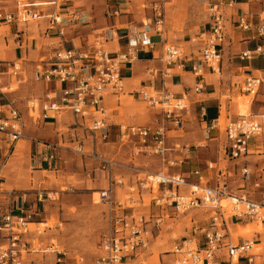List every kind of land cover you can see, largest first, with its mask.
Wrapping results in <instances>:
<instances>
[{"label": "built area", "instance_id": "1", "mask_svg": "<svg viewBox=\"0 0 264 264\" xmlns=\"http://www.w3.org/2000/svg\"><path fill=\"white\" fill-rule=\"evenodd\" d=\"M261 6L258 13L250 10L233 14L237 9L236 0H207L210 15L209 28L198 36L202 46L199 50V61L192 63V73L201 79L195 87V92L203 90V69L208 67L213 73L219 72L223 61L222 46L226 43L228 24L243 33H252L255 38L264 41V0H247ZM15 12L7 13L0 8V26L28 24L29 21L45 19L49 25L48 30H55L64 37L66 28L75 25H85L87 18L76 10H66L62 15L56 9H64L69 0H48L47 2H29L28 0H14ZM48 6L53 10L44 14L38 7ZM154 20L144 24L142 30L131 29L126 33L128 40L124 52L111 54L106 49L110 34L106 33L102 41H97L89 51L61 49L56 51L47 65L37 66L33 78L36 82L59 83L61 97L57 99L56 93L49 95L48 100L40 107L38 116H33L34 122H44L53 119L61 111H70L76 119L91 118L90 130L93 133L107 128L104 118V99L107 95L124 93V79L122 67L137 60L141 48L149 44L150 35L156 32L165 34L164 7L154 6ZM229 12V13H228ZM115 11L112 15H117ZM109 14V13H108ZM242 60H253L256 57L264 59V46L241 53ZM187 56L181 47L166 46L160 62L166 69L162 71L163 78L173 76L172 67L183 68L187 63ZM45 63V61H41ZM16 65L10 68L9 75L17 76ZM20 70V69H17ZM21 71V70H20ZM152 74L154 69H149ZM264 85V75L248 76L244 81V91L251 97L258 95ZM139 98L152 109L160 108L161 122L155 128L146 126L121 125L119 127V140L124 145H130L135 155H150L160 159L163 171L158 174L147 175L139 180L142 190H150L154 195L153 202L162 211V216L152 221L144 216L135 217L129 214L110 216V231L104 235L99 246V252L94 264H122L126 259L139 257L153 237V229L158 228L164 215L170 212L181 215L194 210H207L210 213V227L203 229V239L199 244H192V240L177 243L172 251L174 264H214L217 254L226 249L229 264H238L242 258L249 263L254 262L255 241L249 240L240 244H232L227 240L231 237L229 231L230 220L250 219L264 222V170L257 174L248 167L241 169L243 181L242 195H231L225 181L217 186H211L206 180L204 172L195 169L189 174H175L165 172L175 168L177 161L171 160L169 153L173 150L167 144V122L180 125L183 122L181 112L187 106L188 96L180 99L166 88L159 93L142 88L137 92ZM34 103L30 109L34 112L38 108ZM8 110L0 109V133L7 135L10 142L21 140L25 136L26 121L22 112L13 101H9ZM3 115V117H2ZM220 125L212 123L210 130ZM103 140L108 138L105 133L100 136ZM264 138V127L256 119L243 116L231 121L225 127L226 150L231 159H239L246 155L251 140ZM187 149H190L187 147ZM48 159L54 160V154ZM112 162L109 163V165ZM214 163H208V170H217ZM222 177L221 171H218ZM254 178V179H253ZM254 180V181H253ZM115 180L109 179V188L99 191L100 201L112 207L116 212L118 206L113 202L112 185ZM252 183L254 190L260 193V199H254L246 190L247 184ZM1 190V185H0ZM156 193V194H155ZM43 193L39 195L42 200ZM229 200L224 206L223 201ZM120 206V205H119ZM31 215H15L7 213L0 220V264H26L27 256L34 252L47 254L51 251L55 255L54 264H67L66 253L59 249L53 241L46 247L35 250L33 240L28 235ZM74 264H83L77 260ZM145 264V263H140Z\"/></svg>", "mask_w": 264, "mask_h": 264}, {"label": "crops", "instance_id": "2", "mask_svg": "<svg viewBox=\"0 0 264 264\" xmlns=\"http://www.w3.org/2000/svg\"><path fill=\"white\" fill-rule=\"evenodd\" d=\"M13 1L14 0H0V8L7 13H14L15 5ZM73 1L74 0H69V3L64 7V9H56L57 12H61L62 15H65L66 10H76L89 19L90 14L87 12L88 9L82 10L80 8L78 10V7L74 5ZM203 2L206 6L207 12V22L204 30L196 34L194 38L193 33L188 32L182 37V39H176L177 41L175 40V44H172L179 46L184 50V54L188 59L185 67L178 68L173 66L171 68L173 76L171 78H163L162 71L165 70L166 67L160 62V58H162L164 50L169 42L166 41L164 36L161 37L160 34L152 32L150 35L149 44L140 49L137 55V60L122 67V77L124 79L123 95H127L125 96L127 98L124 100H115L116 97L119 98L120 96L112 94H109L105 97L103 105L105 109L104 118L107 128L96 133H93L90 130L92 120L91 118L76 119L72 112L67 110L55 114L53 119L39 122L37 124L33 119V116L36 113H39L40 107L48 100L49 95L55 92V97L57 99L61 97L60 89L62 88V85L59 83H42L34 81L33 75L37 66L47 65L48 61L51 60L56 51L63 48L69 50L89 51L94 47L95 41L91 42L89 40L91 43H87L86 47H83L81 44L84 42V40H81L82 36H80V34L74 37L71 41L66 38L65 32L67 30L77 28L80 25L66 28L64 31V37L61 38L55 30H48L49 25L45 19L42 21V24L45 25V30L42 31L40 28L39 39H37L33 33H30L28 30V24L0 26V109H5L7 111L8 102L13 101L17 108H19V110L24 115L27 125L25 129V136L16 142H10L6 134L0 133V220L7 213L13 212L15 215H31V225L45 224L34 221L32 218L33 216H40L36 210L44 201L43 198L42 200L39 199V195H41V193L44 194V191H40L38 189L40 188V185L35 182L36 180L40 181L46 172L60 173L63 171V173H69V175H73V172L77 171L74 165L72 166L70 163H68L70 162L71 158H74V160L77 162V159L73 157L75 153L73 149H67L66 146L69 145L74 147L76 144L81 143L84 138V136L82 138L83 131L88 129L91 132L90 136L89 132L86 131L84 138L85 142L88 141L89 136L92 138L95 137V140L102 139L100 136L105 133L108 135V138L106 139L108 140L115 131L117 132V142L120 143L121 146L131 149L130 145H124L120 142L119 127L121 125L146 126L137 125L144 124V117H146L143 115L142 111V103L144 104L146 102L141 100L137 94V92L142 88H147L149 91H152V93L155 92V94L159 93L163 88H166L177 99H180L183 95H187V102L192 105H197L195 108L199 107L200 116L203 121L202 125H208L212 123L219 124L220 118L224 117L226 113V110L223 108V101L221 97L227 92L232 93L235 90H240L246 97H251L244 91V81L248 76L256 77L264 75V66H255L256 62H264V59L261 57H256L253 60H242L240 56L244 51L254 50L258 46H264V41L255 38L252 33H243L235 29L230 23L228 24L226 43L222 46L223 61L219 72L213 73L211 69L205 66L203 69V90L199 93L195 92V87L198 83H201V79L196 78L193 75L192 63L199 61V50L202 46V43L200 42L198 36L208 30L210 21L207 0H204ZM236 5L237 9L232 12L233 14L239 13L240 10H250L254 13H258L261 9L259 4L249 3L247 0H236ZM52 10L53 9L51 8L50 12ZM128 11L129 9H126L125 6L120 5L118 10L119 13L117 14L120 15L122 13L121 23H123V26L127 25L128 27L121 26L117 28L114 24H112L111 26L113 27L103 33L104 35L106 33H108V35L110 34V39L106 43V48L111 54L121 53L126 50L128 40L124 37L126 36V33L129 32V30L134 28L142 30L144 24L150 23L154 20L155 14H153V17L149 18L146 23H142L141 17L138 18L137 16H133L132 19H130ZM164 12L166 20L165 7ZM117 19L118 18H116V20ZM39 25H41V23ZM95 38L97 42V40H99L101 37ZM40 40L43 42V45L41 46ZM69 42L72 44V47L67 46V43ZM11 43H13L14 46H12ZM181 44H183L184 47H182ZM42 60L45 61V63H41ZM19 62L22 63V70L18 71V73L20 72V74H22L20 76V81H24L23 83L27 82L28 85L25 87L23 86L20 92L5 93L3 92V89H6V87L10 86L12 79V76L9 75L8 70ZM149 69H154V72L151 74ZM252 98L256 101L254 105V111L256 114L246 116L252 109L251 106L253 103H251V100L249 99L241 100L238 102V110L240 113L237 117L234 116V120L231 121H235L243 116L254 118L256 120L260 118L262 119V122L259 120L258 121L264 127V85L262 86V89L258 95ZM32 103H34L36 107L37 104L39 105V107L36 108L34 112L30 109V105ZM121 108L126 110V114L124 116H122L120 111L117 110ZM228 109L230 111V106H228ZM187 111L188 110L186 108L181 112V115L184 116L185 113H188ZM234 111H237V107H235ZM156 113L157 112L151 110V108L149 109L147 116L150 118L152 124L146 127L155 128L158 126V122H161V112H159L161 115L160 117L157 116ZM124 118L127 119V121L131 124L121 123ZM227 119L230 120V116H227ZM166 124L168 140L169 133L179 134L180 130L178 129L180 125H175L170 121ZM183 124L184 119L181 123V126ZM169 125H171L173 128L171 129ZM65 129H68L71 132L67 134ZM217 130L220 131V127H218ZM49 136L52 139H48ZM198 138L199 136H186L183 139L175 138L174 140L172 139V143L167 140L168 146L170 145L169 147L173 149L169 153V157L171 160L177 161L175 168H178L180 171L174 172L175 174H189L195 169L201 170L200 167L195 168V166L202 162L200 161V155L203 150L198 149V146L195 143H193V145L196 146V149H187L189 146L186 144L187 142H193ZM106 140L103 141L106 142ZM212 141L218 142L210 143ZM219 141H221V139L218 137V133H216L215 136L212 135V137H209L210 146L216 145L219 148V151L218 158L216 159L217 162H207V164L214 163L217 167V165L220 166L223 164V162H227V168L221 169L217 167V170L211 171L207 169L206 164V169L202 171L204 172V175L207 173L208 175L212 176L213 185L211 186H217L220 181H225L228 189L232 185L233 187H236L239 193L232 194L229 192L231 195H242L243 181L241 178V169L243 167H248L256 174L264 170V138L251 140L248 153L239 159H231L226 150V141L224 148H222V144H218ZM96 147H98V144H96ZM52 154L56 156V159H48V156ZM183 164L185 166H183ZM189 167H192L193 170L190 172H183L185 169H189ZM86 169L88 171L87 165ZM218 171H221L222 177H220ZM79 172L74 175H78L77 178L79 179L81 185L71 186V188H77L81 191H84L85 193H90L94 188L104 187L105 181H102V176L100 174L97 173V178L95 180H91L90 182L87 178V175H92V172L89 174L90 172L88 171L83 174V169H80ZM114 174L115 173L113 172L111 176V178L115 180V183L112 185L113 194L118 185ZM120 183L122 182L120 181ZM246 190L254 199H260V193L253 189L252 183L247 184ZM95 194L97 193L95 192ZM116 198L117 197L114 196L113 202L117 205V202H115ZM117 208L118 207L115 208L116 215L131 214L135 217H138L134 214V212H119L117 211ZM157 208L159 209V207ZM194 211H205V213L209 214L208 224L203 228L202 226H198V229L203 232L204 228L210 227V213L207 210ZM161 216L162 211H160V213L156 214L155 216H150L149 218H152L151 220L155 221ZM144 217L147 218L146 216ZM165 219L166 217L164 215V218L157 229L160 230V227L162 224H164ZM247 220L250 222H258L256 220L250 219L230 220L229 231L231 237L227 238L229 242L232 244H240L250 240L243 238L249 236V233H245V230L249 228L240 226L244 221ZM235 227V236H242L237 242L234 240L232 233V229ZM240 227H242V229H239ZM262 231H264V222L262 223V226H258L256 231L253 232L255 234L251 240L256 242L255 247L263 246L264 249V233H262ZM168 252L170 251H167L163 253L162 256L158 257V264H174V258ZM253 254V263H249L244 257L238 264H257V259H264V255L262 254ZM139 259L140 257L126 259L122 264H132ZM31 262L32 261H28L26 264H32ZM140 263L148 264L147 259L140 261L138 264ZM214 264H229V258L227 256L226 249H222L217 254ZM262 264H264V261Z\"/></svg>", "mask_w": 264, "mask_h": 264}, {"label": "rangeland", "instance_id": "3", "mask_svg": "<svg viewBox=\"0 0 264 264\" xmlns=\"http://www.w3.org/2000/svg\"><path fill=\"white\" fill-rule=\"evenodd\" d=\"M28 1L40 3L47 2L48 0ZM203 1L204 0H74L73 3L78 7V10L80 8L82 10L88 9L87 12L90 14V18L87 19L85 25L67 30L65 32L66 38L71 41L80 34V36H82L81 40H84L81 44L83 47H86L87 43L93 41L96 43L95 37H101L97 41L104 42V39H102L104 36L103 33L111 29L113 27L111 26L112 24L117 28L127 26H123V23H121L122 13L120 15H110L112 12L118 11L120 5L129 9L130 19H132L133 16H137L138 18H142V23H146L147 20L155 14L154 6L158 4L165 7L166 23L164 37L166 41L169 42L167 45L169 46L175 44L176 39H182L188 32L193 33L194 38L196 34L204 30L207 22V12ZM38 9L44 14H48L51 7L43 6L38 7ZM116 18L118 19L116 20ZM42 21L43 20L29 21L28 23V30L30 33H33L37 39H39L40 28L42 31L45 30V25L42 24ZM40 23L41 25H39ZM89 40L91 42H89ZM42 43L41 41L40 46L43 45ZM11 45L14 46L13 43H11ZM67 46L72 47V44L69 42ZM181 46L184 47L183 44H181ZM21 65V62L16 64L17 69L22 70ZM255 66L263 67L264 62H256ZM17 69L14 71H20ZM21 75L22 74L19 72L17 76H12L10 86L3 89V92L17 93L22 90L23 86H27V82L23 83L24 81H20ZM119 96L120 97H116L115 100H124L127 98L125 97L127 95L119 94ZM221 99L226 113L224 117L220 118V131L217 129L209 130L211 124L202 125L203 121L200 116L199 107L195 108L197 105L186 102L185 105L187 106L188 113L182 116L184 124L182 126L180 124L178 129L180 130L179 134H168V141L171 143L175 138L183 139L186 136H199L198 139L193 142H187L186 144H188L190 150L196 149L193 143L198 146V149L203 150L200 155V161L202 162L195 166V168L200 167L201 170L206 169L207 162H217L216 159L218 158L219 148L216 145L210 146V143H217L218 141L209 143V137H212V135L215 136L216 133H218V137L221 139L218 144H222V148L225 147V127L231 120H234V116L237 117L239 115L238 102L247 99L251 100V103H253L251 106L252 109L246 116L256 114L254 111L256 101L253 100L252 97H246L240 90H235L232 93L227 92ZM228 106H230V111ZM147 107H149L147 103H142L143 115L146 116L144 117L145 123L137 125L150 126L152 124L150 118L147 116L150 108ZM235 107H237V111H234ZM117 110L120 111L122 116L126 114L124 108ZM151 110L156 111L157 116H161L159 113L160 108H151ZM34 116L37 117L38 113ZM227 116H230V120L227 119ZM258 120L262 122V119L258 118ZM121 123L131 124L125 118ZM169 127L171 129L173 128L171 125H169ZM65 131L67 134L71 132L68 129H65ZM86 131L89 132L91 136V132L88 129ZM86 131H83L82 138L83 136L85 138ZM116 135L117 132L114 131L106 142L102 139L95 140V137L92 138L89 136L87 142H85L83 138V141L76 144L74 147L69 145L66 146L67 149H73L75 153L73 157L77 159V162L74 158H71L68 163L72 166L74 165L77 171H74L73 175L63 173V171L60 173L46 172L40 181L36 180L35 183L40 185L38 189L44 191V201L36 210L40 216H33L32 218L34 221L45 224L29 225L31 235H28V238L33 240L35 250L44 249L53 241L59 246L60 250L66 253L67 264H74L80 259L83 261V264H94L99 252L101 240L104 235L108 234L110 231V216L112 213H116L112 212V207L110 205L100 201V196L98 194L100 190L109 188V179L113 172L118 182L117 189L112 195L113 200L114 196L117 197L115 199L118 205L117 211H125L126 213L134 212L136 216H146L147 219L150 216L152 217L160 213L161 210H159L153 202L154 195L150 190H142L139 186L140 179L142 180L147 175L158 174L163 171L160 159L150 155H135L133 150L121 146L120 143L117 142ZM48 139L52 138L49 136ZM96 144H98V147H96ZM110 162L114 165H109ZM86 165L90 172L89 174L92 172V175H87L88 180L91 182V180L97 178V173L100 174L102 176V181H105L103 188H94L90 193H85L77 188H71V186L81 185L77 178L78 175L74 174H77L80 169H83V174L88 172ZM183 166L185 165L183 164ZM214 166L216 167V165ZM227 166V162H223L220 166L217 165V167L221 169H226ZM192 170L193 168L189 167V169H185L183 172H190ZM165 172L174 173L180 171L178 168H173L169 169V171L165 170ZM205 176L206 180L209 181V185H213L212 176L207 173H205ZM206 180L204 183H206ZM120 181L122 183H120ZM95 192L97 194H95ZM228 192L239 194L236 187L232 185L229 187ZM222 204L224 206L228 205L229 200L223 201ZM208 215L209 214L205 213V211H190L189 213L181 215L172 212L166 214L165 222L160 227V230L157 228L154 229V237H151L147 250L139 256L140 259L138 261L132 264H138L144 259H147L148 264H158L159 256H162V254L167 251H172L177 243L185 240H192L193 245L196 243L199 244V241L203 239V232L198 229V226H202L203 228L208 224ZM240 226L249 228L245 230V233H249V236L243 238L251 240L255 234L253 232L256 231L258 226H262V222H250L247 220ZM242 227L239 229H242ZM232 230L233 238L237 242L242 236H235L236 227ZM262 233H264V231H262ZM263 251V246H257L254 248L253 253L264 255ZM54 259L55 255L51 253V251L47 252V254L34 252L27 256V262L32 261V264H54ZM263 261L264 259H257V264H262Z\"/></svg>", "mask_w": 264, "mask_h": 264}, {"label": "bare ground", "instance_id": "4", "mask_svg": "<svg viewBox=\"0 0 264 264\" xmlns=\"http://www.w3.org/2000/svg\"><path fill=\"white\" fill-rule=\"evenodd\" d=\"M107 49V48H106ZM99 203V202H98ZM223 203V202H222ZM259 222H262V221H259ZM263 223V222H262ZM257 247V246H256Z\"/></svg>", "mask_w": 264, "mask_h": 264}]
</instances>
